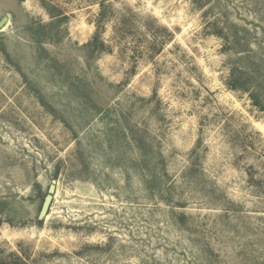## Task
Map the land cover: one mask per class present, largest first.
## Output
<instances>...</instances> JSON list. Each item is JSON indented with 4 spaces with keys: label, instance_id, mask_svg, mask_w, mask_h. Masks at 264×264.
<instances>
[{
    "label": "rangeland",
    "instance_id": "obj_1",
    "mask_svg": "<svg viewBox=\"0 0 264 264\" xmlns=\"http://www.w3.org/2000/svg\"><path fill=\"white\" fill-rule=\"evenodd\" d=\"M4 20L0 264H264V0Z\"/></svg>",
    "mask_w": 264,
    "mask_h": 264
},
{
    "label": "water",
    "instance_id": "obj_2",
    "mask_svg": "<svg viewBox=\"0 0 264 264\" xmlns=\"http://www.w3.org/2000/svg\"><path fill=\"white\" fill-rule=\"evenodd\" d=\"M4 23H5V20L1 22L0 27H3ZM54 184H56V182H53V185Z\"/></svg>",
    "mask_w": 264,
    "mask_h": 264
},
{
    "label": "trees",
    "instance_id": "obj_3",
    "mask_svg": "<svg viewBox=\"0 0 264 264\" xmlns=\"http://www.w3.org/2000/svg\"><path fill=\"white\" fill-rule=\"evenodd\" d=\"M97 40H98V38L95 39V41H97Z\"/></svg>",
    "mask_w": 264,
    "mask_h": 264
},
{
    "label": "snow or ice",
    "instance_id": "obj_4",
    "mask_svg": "<svg viewBox=\"0 0 264 264\" xmlns=\"http://www.w3.org/2000/svg\"><path fill=\"white\" fill-rule=\"evenodd\" d=\"M6 22V21H5Z\"/></svg>",
    "mask_w": 264,
    "mask_h": 264
}]
</instances>
